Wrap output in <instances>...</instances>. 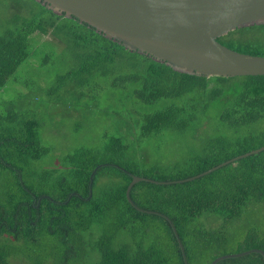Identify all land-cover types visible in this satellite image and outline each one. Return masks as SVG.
<instances>
[{
	"label": "trees",
	"instance_id": "16d2710c",
	"mask_svg": "<svg viewBox=\"0 0 264 264\" xmlns=\"http://www.w3.org/2000/svg\"><path fill=\"white\" fill-rule=\"evenodd\" d=\"M14 6L0 23V264H12L11 258L20 264H185L171 223L187 264L264 251V151L203 175L264 146V76L180 74L34 0ZM48 33L59 42L51 46L54 51L72 46L79 61L50 90L32 80L26 87L19 68L33 51V36ZM217 41L264 57V25L237 29ZM39 56L37 51L34 57ZM80 75L93 81L112 75L107 89L131 90L132 100L143 105L132 129L140 140L106 136L98 147L67 155L60 170H39L35 163L50 152L38 136L41 99ZM181 137L203 144L172 166L147 161L137 149L140 142L160 151V139ZM133 176L149 181L131 187L129 202ZM217 264H264V259L249 254Z\"/></svg>",
	"mask_w": 264,
	"mask_h": 264
},
{
	"label": "water",
	"instance_id": "95a60500",
	"mask_svg": "<svg viewBox=\"0 0 264 264\" xmlns=\"http://www.w3.org/2000/svg\"><path fill=\"white\" fill-rule=\"evenodd\" d=\"M34 1L55 15L76 18L105 39L130 52L148 56L180 74L207 79L264 76L263 56L240 53L217 41L237 29L264 25V0ZM263 151L264 146L230 159L203 175ZM140 181L149 180L132 177L126 190L129 202L131 187ZM171 226L187 264L176 229L172 223ZM249 254H259L264 259L263 250L251 249L221 255L210 264Z\"/></svg>",
	"mask_w": 264,
	"mask_h": 264
},
{
	"label": "rangeland",
	"instance_id": "374dc122",
	"mask_svg": "<svg viewBox=\"0 0 264 264\" xmlns=\"http://www.w3.org/2000/svg\"><path fill=\"white\" fill-rule=\"evenodd\" d=\"M19 1L0 0V23H4L10 16L9 13L16 9L14 5ZM21 3L18 5L24 11L26 6ZM33 37L31 47L34 53L31 52L19 70L22 69V72L26 73V87L32 80L33 85L38 88L50 90L55 86L54 83L60 75L75 69L79 57L72 46L66 47L61 52L54 51L51 46L59 42L52 39L50 33ZM54 47L57 48V46ZM37 51L40 52L39 58L34 57ZM32 66L38 67L32 68ZM118 68L124 70L120 64ZM112 78L113 76L109 75L108 78L99 79L98 77L96 81H93L91 77L80 75L77 78L67 79L64 86L58 90L59 96L55 94L58 92L50 95L47 93L45 98L41 99L40 103L44 106V110L36 115V118L42 122L38 136L42 145L49 148L50 152L35 163L37 169L60 170L64 166L63 159L67 155L82 147H98L102 145L106 136L121 137L130 143H133V139L140 140L138 134H132V129L135 127V115L143 111V105L136 104L132 100L129 89L118 88V91L112 88L107 89L108 82ZM99 86L103 91L95 94L92 88ZM13 88L26 91L23 85H15ZM67 88H72L71 91L75 93V96L69 94ZM9 95H11V89L4 93V98H9ZM45 102L49 105L45 106ZM145 107L150 111L158 108V106ZM159 142L162 143L160 151L153 149L155 145L140 142L137 149L145 154L147 161L156 160L157 164L162 166H172L176 162L187 159L197 153L203 144L199 140L188 137L170 140L162 138ZM10 261L12 264H20L14 258ZM89 264H92V261Z\"/></svg>",
	"mask_w": 264,
	"mask_h": 264
}]
</instances>
